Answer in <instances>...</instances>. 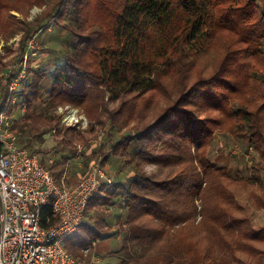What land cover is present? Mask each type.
<instances>
[{
    "label": "trees",
    "instance_id": "1",
    "mask_svg": "<svg viewBox=\"0 0 264 264\" xmlns=\"http://www.w3.org/2000/svg\"><path fill=\"white\" fill-rule=\"evenodd\" d=\"M57 1L52 12L24 32L20 61L26 42L58 13L62 2ZM73 3L66 14L77 41L67 38L69 51L51 71L49 65L27 68L13 93L12 109H27L13 126L19 146L41 153L44 136L58 124L52 115L58 105L79 108L96 125L108 124L109 139L140 117L153 103L150 98L172 100L154 123L99 149L102 161L118 156L132 174L116 184L125 191L127 217L123 243L110 256L119 264H232L233 257H226L238 239L264 241V235L241 231L240 222L230 220L233 201L224 183L231 174L209 158V150L215 138L227 134L246 151L253 149L258 160L241 181L264 185V0H99L94 8L101 16L86 18L83 0ZM9 8L17 10L11 0H0V13ZM17 72L0 74V110ZM105 95L118 101L116 109L102 111ZM219 111L236 124L224 128L223 119L204 117ZM65 160L48 166L57 180L61 172L55 170ZM145 165L173 173L156 179L144 172ZM43 217L51 221L49 206ZM103 227L104 220L82 222L84 235L67 239L65 249L81 258L82 249L104 237ZM218 241L229 252L220 250L224 258H218ZM213 245L217 249L211 251ZM137 251L141 255L133 260Z\"/></svg>",
    "mask_w": 264,
    "mask_h": 264
},
{
    "label": "rangeland",
    "instance_id": "2",
    "mask_svg": "<svg viewBox=\"0 0 264 264\" xmlns=\"http://www.w3.org/2000/svg\"><path fill=\"white\" fill-rule=\"evenodd\" d=\"M30 1L33 2L34 0H11V4L17 8V10L14 11L9 8V10L1 11L0 13V74L2 70L10 71L12 69V71H14V66L16 71L23 68L20 58L23 46L21 44V39L25 35L24 32L35 24L37 25L41 19L52 12L55 8L53 6L57 0H36L41 3L40 5L36 3L31 4ZM60 2L62 3L54 18L50 17V21L46 23L41 31H38L39 33L31 37L24 45V54L22 57L27 56L26 64L24 65L25 71L30 67L44 69L45 65H49L47 70L51 71L53 65H59L62 62L65 51L66 53L69 51L66 45L67 38L71 37L74 42L77 41V38L73 35L76 34V30L72 27L69 22V17L66 14L68 10L72 9L74 4L73 0H60ZM83 2V18L89 15L92 17L93 14H96L98 17L101 16L94 8V4L96 2L99 3V0H83ZM105 18L108 20L109 16L105 14ZM67 31L72 33L73 37ZM66 32L68 34H66ZM77 34L82 36V34ZM216 45L217 43L211 45L208 51L211 52L214 50V46ZM210 56L212 55L205 58L208 59ZM42 94L44 100L46 92L44 91ZM108 97V95L103 97V112L114 110L118 106V101L112 102ZM155 98L157 99L155 100L153 97L149 99V102L153 100V103L150 102L151 104L146 110L144 109V111L141 112L143 114L140 115V117L133 119L128 125L122 127L119 133L115 132L109 139L106 138L108 124L104 126L96 125L94 122H90L79 108L71 105H58L52 112L58 124L55 125L54 123L53 126L55 127L51 128L44 136V143L40 150L41 153H39L42 159L43 156H46L45 160L51 158L53 162L55 160H63L64 157H66L63 166L55 171L57 173L67 170V177H70L72 180L81 178L96 164L105 168L109 177L112 179L111 184L103 187L99 193L92 197L88 204L86 218H84L83 222L89 224V222H94V219H98L99 222H103L104 220L106 226L102 229L104 234L112 233L120 235L121 244L115 238L111 239V248L113 250L120 248L123 243V230L126 228L125 221L127 217V212L123 207L124 199L122 198V194L125 191L121 186L117 187L116 184L119 179L125 182L132 174L129 173L125 163H123V160L118 156H111L108 160L102 161V155L104 153L100 154L99 149L100 147H104V144L108 146L110 142L123 134H132L133 130L144 128L154 123L163 111L173 103L172 100L169 101L165 99L166 97L164 96L158 95L157 97L156 95ZM143 100L144 98L138 102H142ZM147 100L148 96H145V101L143 102ZM14 101L16 104L17 100L14 99ZM13 105H10L8 115L14 120L13 125H15L20 121V118L24 116L27 109L24 105H19L12 109ZM68 108L72 109L76 116H84L88 122L87 128H72L63 123L62 118L66 113L65 109ZM225 113L226 112L221 113V111L218 113L210 112L205 114L204 117L217 118L218 120L223 119V122L225 121L226 123L224 128H232L231 125L233 123L236 124V122L235 120L227 121L226 118H223ZM105 117L106 115L104 114L103 119ZM13 131L16 132V129L14 128ZM214 140L209 150V158L217 166H227L231 174L232 180H228L224 183L233 201V206L228 208L229 214L231 215L230 220H232V218L238 220L242 226L241 231L248 229L251 233L252 231H258L261 235H264V185L262 183L251 185L241 181V179L246 180L248 178L249 168L252 166L251 164H254L258 160L257 154L253 149L246 151V148H243L240 143L233 140L229 134L224 138H215ZM78 147H81L80 153L78 152ZM106 149L107 147L104 148L103 152H106ZM142 168L147 175L154 176L156 179H163L167 174L173 173L172 169L166 168L165 166L145 165ZM99 199H101V201H99ZM199 221L200 217L197 218V222ZM143 224L146 226H153L151 221L147 219H144ZM186 233L189 235L191 234L187 231ZM83 235L84 231L83 228H81L74 240H76L78 236ZM224 239L228 241L226 238ZM74 240L71 239L72 242ZM238 242H240L239 245L230 250V254L232 255L228 254L226 257L227 259L228 257L234 258H231L233 260L232 264H264V241H254L246 237H241L238 239ZM221 245L222 243L218 241V258L225 257L220 254V250H225L224 246L220 248ZM216 249V246L213 245L210 250L213 251ZM222 252L229 253L228 251ZM140 255V252L137 251L136 254H133V260L139 259ZM71 257L74 258L73 256ZM84 259L86 260L87 258L84 257L75 260ZM101 261L103 264L110 262L108 259L106 260V258ZM109 264H119V261L115 260Z\"/></svg>",
    "mask_w": 264,
    "mask_h": 264
},
{
    "label": "built area",
    "instance_id": "3",
    "mask_svg": "<svg viewBox=\"0 0 264 264\" xmlns=\"http://www.w3.org/2000/svg\"><path fill=\"white\" fill-rule=\"evenodd\" d=\"M23 57V68L17 72L14 66V71L10 70L17 75L0 110V264H103L91 253L94 244L82 251L86 260H75L64 243L79 232L90 199L112 179L96 164L75 183L68 182L67 170L57 180L48 167L53 164L51 158L42 159L19 146L14 120L8 113L10 105L15 104L13 93L25 77L27 56ZM65 110V125L87 127L84 116ZM48 206L51 221L43 217Z\"/></svg>",
    "mask_w": 264,
    "mask_h": 264
},
{
    "label": "crops",
    "instance_id": "4",
    "mask_svg": "<svg viewBox=\"0 0 264 264\" xmlns=\"http://www.w3.org/2000/svg\"><path fill=\"white\" fill-rule=\"evenodd\" d=\"M72 128H74V127H72ZM45 157L46 156H43V159ZM60 178H61V176H60ZM67 180L70 183H75L78 179L77 180L76 179L72 180L70 177H67ZM112 238H115L121 244L120 235L119 234L115 235V234H112V233L105 234L102 239H99L98 241H96L95 244L93 243L94 246H93V249H92V253L95 254L96 256H98L100 258V260H103L105 258H106V260L108 259L110 262L116 260L115 257L110 256V254H112V253L116 252L117 250H119V248L116 249V250H113L111 248V239ZM82 250H81V258H84V254H83ZM110 262H107V264H109Z\"/></svg>",
    "mask_w": 264,
    "mask_h": 264
},
{
    "label": "bare ground",
    "instance_id": "5",
    "mask_svg": "<svg viewBox=\"0 0 264 264\" xmlns=\"http://www.w3.org/2000/svg\"><path fill=\"white\" fill-rule=\"evenodd\" d=\"M95 244V243H94ZM92 246V245H91ZM92 249H93V247H92ZM83 251V250H82ZM92 253V252H91Z\"/></svg>",
    "mask_w": 264,
    "mask_h": 264
}]
</instances>
